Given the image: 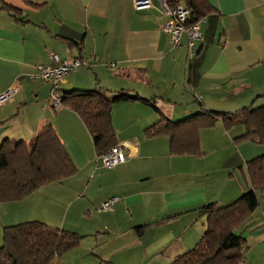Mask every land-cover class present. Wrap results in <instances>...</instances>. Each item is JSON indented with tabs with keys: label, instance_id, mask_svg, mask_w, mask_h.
I'll list each match as a JSON object with an SVG mask.
<instances>
[{
	"label": "crops",
	"instance_id": "0c3cea01",
	"mask_svg": "<svg viewBox=\"0 0 264 264\" xmlns=\"http://www.w3.org/2000/svg\"><path fill=\"white\" fill-rule=\"evenodd\" d=\"M152 2L137 11L132 0H0V93L15 88L0 104V142L28 141L49 123L78 168L3 203L0 236L2 226L27 220L79 234L78 245L52 264H168L201 236V205L225 204L247 188L244 164L256 153L249 154L252 140H234L241 126L226 130L218 119L201 129L200 156L171 155L166 136L148 139L143 129L160 115L177 120L201 109L264 105V0H208L214 11L199 21L192 55L185 33L171 44L162 29L167 16ZM4 4L18 9L17 18ZM50 52L84 62L61 82L60 94L102 87L154 98L159 112L137 99L112 107L116 140L127 144L124 162L101 168L79 116L61 104L53 109L51 85L30 77L36 64H50ZM112 196L120 199L97 211ZM257 196V208L236 228L248 244L242 264H264V189ZM124 232L127 261L99 251L103 238Z\"/></svg>",
	"mask_w": 264,
	"mask_h": 264
},
{
	"label": "trees",
	"instance_id": "16d2710c",
	"mask_svg": "<svg viewBox=\"0 0 264 264\" xmlns=\"http://www.w3.org/2000/svg\"><path fill=\"white\" fill-rule=\"evenodd\" d=\"M180 2L189 13V26L214 11L208 0H171ZM3 7L16 17L14 8ZM70 45L76 44L66 39ZM264 95V94H263ZM137 99L154 106V98H143L128 91L98 88H72L63 91L60 104L74 111L92 138L94 153L100 156L117 143L111 121L115 103ZM221 119L226 130L241 126L243 132L234 140H252L264 145V105L244 106L235 113L201 109L186 117L171 120L163 115L143 129L145 138L166 136L171 155H196L200 149L199 132L213 127ZM247 188L225 204L211 201L198 210L204 215V230L194 245L168 264H242L248 250L246 239L236 233L258 206L257 193L264 189V153L245 164ZM241 169H243L241 167ZM78 171L55 129L47 123L28 140L0 142V208L16 202L43 185L68 178ZM0 264H52L66 251L76 247L79 234L54 227L39 220L4 225L1 229Z\"/></svg>",
	"mask_w": 264,
	"mask_h": 264
},
{
	"label": "built area",
	"instance_id": "2783aa9c",
	"mask_svg": "<svg viewBox=\"0 0 264 264\" xmlns=\"http://www.w3.org/2000/svg\"><path fill=\"white\" fill-rule=\"evenodd\" d=\"M157 2V8L160 13L167 16V20L162 24V29L170 38V42L173 46H177L180 42V37L183 33L188 38L187 48L189 54L194 52L193 45L196 39L200 37V31L198 28L199 21L185 26L184 22L188 16L189 10L182 3H173L171 0H155ZM132 6L134 10H145L152 8V0H132ZM50 64L38 63L35 66V71L30 75L31 78L48 82L51 85L49 93V101L51 107L54 109L60 104L61 94L59 92V85L64 81L65 77L74 71V69L84 63L83 61L71 58L61 59L56 53H49ZM15 88H8L0 93V104L4 103L14 92ZM125 144L118 142L106 152L97 156L99 166L103 169L113 168L114 166L122 163L126 159L124 152ZM127 145V144H126ZM120 199L118 196H112L103 200L97 211H106Z\"/></svg>",
	"mask_w": 264,
	"mask_h": 264
},
{
	"label": "rangeland",
	"instance_id": "374dc122",
	"mask_svg": "<svg viewBox=\"0 0 264 264\" xmlns=\"http://www.w3.org/2000/svg\"><path fill=\"white\" fill-rule=\"evenodd\" d=\"M81 66L80 65H78L76 68H80ZM87 70H90L91 72H93L92 71V68H88ZM92 87V86H91ZM90 87V88H91ZM249 144H253L252 146H253V150H251V151H249V154L250 153H256V154H252L253 156H251V157H255V156H257V155H260V154H262V153H264V145L263 144H260V143H256V142H251V141H249L248 142ZM100 205V204H99ZM99 207V206H98ZM97 207V208H98ZM107 211V210H106ZM4 217L3 218H6V213H5V211H4ZM2 220H4V219H2ZM200 224L201 223H199V222H197L196 223V226H200ZM204 229V228H203ZM79 231H82V230H79ZM237 233H239V232H237ZM108 238V239H107ZM107 238H103V240L102 241H104V243H101V245H103V247H101L100 249H99V251L100 250H104V251H109V250H111L112 251V253H113V256L115 257V258H117L118 260H121V261H127L128 260V257L126 256L127 254L126 253H124L123 251H122V248H121V244L124 242V241H127V240H129V238H130V233L129 232H124V233H122V235H121V237L120 236H117V235H115V234H113V233H110V235L107 237ZM1 242H2V236H0V244H1ZM100 245V246H101ZM120 262V261H119ZM115 264H126V263H115ZM157 264H159V263H157Z\"/></svg>",
	"mask_w": 264,
	"mask_h": 264
},
{
	"label": "bare ground",
	"instance_id": "6f19581e",
	"mask_svg": "<svg viewBox=\"0 0 264 264\" xmlns=\"http://www.w3.org/2000/svg\"><path fill=\"white\" fill-rule=\"evenodd\" d=\"M146 10V9H145ZM165 32V31H164ZM118 143V142H117ZM125 152V151H124ZM126 155V154H125Z\"/></svg>",
	"mask_w": 264,
	"mask_h": 264
}]
</instances>
